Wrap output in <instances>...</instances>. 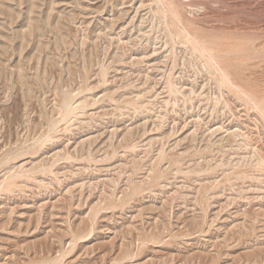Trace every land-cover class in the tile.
I'll return each mask as SVG.
<instances>
[{
	"label": "rangeland",
	"instance_id": "374dc122",
	"mask_svg": "<svg viewBox=\"0 0 264 264\" xmlns=\"http://www.w3.org/2000/svg\"><path fill=\"white\" fill-rule=\"evenodd\" d=\"M0 264H264V0H0Z\"/></svg>",
	"mask_w": 264,
	"mask_h": 264
},
{
	"label": "bare ground",
	"instance_id": "6f19581e",
	"mask_svg": "<svg viewBox=\"0 0 264 264\" xmlns=\"http://www.w3.org/2000/svg\"><path fill=\"white\" fill-rule=\"evenodd\" d=\"M199 44V43H198ZM223 76V75H222ZM221 77V76H220ZM229 83V82H228ZM237 88V87H236ZM238 90V89H237ZM72 110V109H71Z\"/></svg>",
	"mask_w": 264,
	"mask_h": 264
}]
</instances>
